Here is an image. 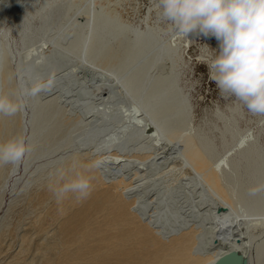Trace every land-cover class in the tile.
Here are the masks:
<instances>
[{
  "label": "bare ground",
  "instance_id": "6f19581e",
  "mask_svg": "<svg viewBox=\"0 0 264 264\" xmlns=\"http://www.w3.org/2000/svg\"><path fill=\"white\" fill-rule=\"evenodd\" d=\"M23 3L0 0V94L51 86L0 114V143L22 135L31 146L0 166V209L10 193L0 264H218L226 254L260 264L261 116L253 132L234 102L191 125L179 39L90 2L45 1L36 19L31 6L13 14ZM78 174L91 194L57 202L54 189Z\"/></svg>",
  "mask_w": 264,
  "mask_h": 264
},
{
  "label": "clouds",
  "instance_id": "9594fccd",
  "mask_svg": "<svg viewBox=\"0 0 264 264\" xmlns=\"http://www.w3.org/2000/svg\"><path fill=\"white\" fill-rule=\"evenodd\" d=\"M154 7L179 36L215 37L218 49L211 50L216 54L204 62L209 80L222 98H234L252 115L264 116V0H156ZM50 86L51 81H36L17 99L0 94V114L15 115L24 107V97H35ZM30 151L22 135L0 143V166L17 164ZM91 190V178L78 174L54 189V196L57 202L68 194L82 201Z\"/></svg>",
  "mask_w": 264,
  "mask_h": 264
},
{
  "label": "rangeland",
  "instance_id": "374dc122",
  "mask_svg": "<svg viewBox=\"0 0 264 264\" xmlns=\"http://www.w3.org/2000/svg\"><path fill=\"white\" fill-rule=\"evenodd\" d=\"M24 1L23 5L16 8L13 12L17 15L24 10L29 9L31 6L30 14H33L34 8L39 4L47 1V4L64 3L65 6L71 4V10L75 8L92 9L100 8L103 13H108L112 18H117L119 21L133 26H138L140 29L150 27L157 29L165 35H170V40L174 41L179 39V78L184 93L191 106V125H196L200 122L203 111L211 113L218 110L225 111L227 106H231L235 101L234 98L224 99L219 95L215 82L210 81L208 78V67L204 64L205 61H210L215 56V51L218 49V41L215 37H204L202 35L190 34L188 38L179 36L171 27L162 22L158 16V12L154 7L156 0H21ZM91 3V6L89 4ZM29 5V6H28ZM19 12V13H17ZM70 15V14H69ZM212 49V50H211ZM241 111L245 115L254 118L251 121L250 127L253 132L256 131L254 125L256 115H252L240 105ZM261 116V128L263 129L260 135V143L264 149V116ZM18 186H20L18 184ZM12 196L17 195L18 188L14 190ZM11 196V197H12ZM4 204L0 209V216L4 213L5 207L10 200V193L4 194ZM264 264V259L260 262Z\"/></svg>",
  "mask_w": 264,
  "mask_h": 264
},
{
  "label": "water",
  "instance_id": "95a60500",
  "mask_svg": "<svg viewBox=\"0 0 264 264\" xmlns=\"http://www.w3.org/2000/svg\"><path fill=\"white\" fill-rule=\"evenodd\" d=\"M218 264H241V259L234 254H226L219 259Z\"/></svg>",
  "mask_w": 264,
  "mask_h": 264
}]
</instances>
